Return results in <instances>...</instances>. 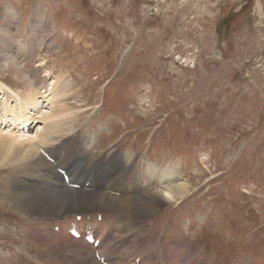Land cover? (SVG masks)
<instances>
[{"label":"rangeland","instance_id":"rangeland-1","mask_svg":"<svg viewBox=\"0 0 264 264\" xmlns=\"http://www.w3.org/2000/svg\"><path fill=\"white\" fill-rule=\"evenodd\" d=\"M0 42V82L15 94L63 92L66 108L56 96L37 118L87 137L80 161L115 152L145 182L153 166L188 184L135 219L141 238L180 237L200 251L190 264H264V0H0ZM3 165L0 264H60L20 240L43 217L17 206L38 182Z\"/></svg>","mask_w":264,"mask_h":264},{"label":"bare ground","instance_id":"bare-ground-1","mask_svg":"<svg viewBox=\"0 0 264 264\" xmlns=\"http://www.w3.org/2000/svg\"><path fill=\"white\" fill-rule=\"evenodd\" d=\"M2 57L4 61L0 66L6 67V59L10 56L3 54ZM45 87L44 95L29 90L21 98L0 82V167L5 166L3 164L22 165L33 174L38 189L34 188L30 194L24 192L17 199V206L26 214L43 216L42 219L37 217L40 219L37 226L34 222L33 226L31 222L25 223L30 230L22 234L20 240L27 245L31 243L35 254L46 251L44 259L51 256V261L60 264H100L95 258L96 252L104 257L107 264H190L191 258L200 254L194 245H185L178 236L157 245L150 235L141 238L139 228L133 230L135 219L146 218L151 211L155 212L154 207L159 209L171 199L184 195L188 184L182 181L180 174L172 169L157 171L150 166L147 172L151 182H145L133 164L115 152L95 164L80 161L81 157L75 149L81 143L87 144V137L75 139L73 134L58 129H63L62 118L60 120L51 115L37 118L38 112L56 96L60 98L57 103L61 105L56 103L60 105L58 108H66L61 101L63 92L53 87L52 83ZM36 120H43L44 124L39 134L23 139L24 126ZM71 125L74 124L71 122ZM15 132L17 136H14ZM40 151L47 152L52 161L43 157ZM60 170L68 174L67 182ZM72 184H78L79 188H71ZM146 187L149 189L142 194ZM77 215L83 218L74 223L76 231L83 233L86 227L91 226L93 235L99 241L96 247L86 243L84 237L75 239L70 236L71 225L66 218ZM88 215L93 218L87 219ZM97 216H100V221ZM28 257L31 258L29 253Z\"/></svg>","mask_w":264,"mask_h":264}]
</instances>
